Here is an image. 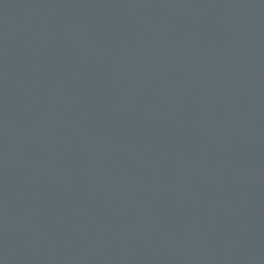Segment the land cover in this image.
<instances>
[{
    "label": "water",
    "instance_id": "1",
    "mask_svg": "<svg viewBox=\"0 0 264 264\" xmlns=\"http://www.w3.org/2000/svg\"><path fill=\"white\" fill-rule=\"evenodd\" d=\"M0 264H264V0H0Z\"/></svg>",
    "mask_w": 264,
    "mask_h": 264
}]
</instances>
